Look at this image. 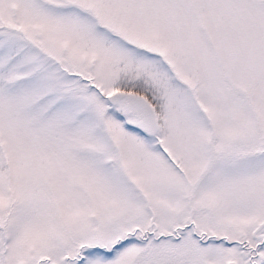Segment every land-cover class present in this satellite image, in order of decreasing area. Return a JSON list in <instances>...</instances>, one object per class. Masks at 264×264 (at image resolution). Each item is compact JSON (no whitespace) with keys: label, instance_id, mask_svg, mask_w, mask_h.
<instances>
[{"label":"snow or ice","instance_id":"6c2138e0","mask_svg":"<svg viewBox=\"0 0 264 264\" xmlns=\"http://www.w3.org/2000/svg\"><path fill=\"white\" fill-rule=\"evenodd\" d=\"M0 264H264V0H0Z\"/></svg>","mask_w":264,"mask_h":264}]
</instances>
